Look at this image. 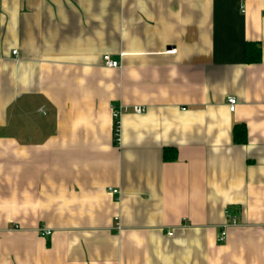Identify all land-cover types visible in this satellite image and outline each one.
Returning a JSON list of instances; mask_svg holds the SVG:
<instances>
[{"label": "crops", "instance_id": "obj_1", "mask_svg": "<svg viewBox=\"0 0 264 264\" xmlns=\"http://www.w3.org/2000/svg\"><path fill=\"white\" fill-rule=\"evenodd\" d=\"M0 264H264V0H0Z\"/></svg>", "mask_w": 264, "mask_h": 264}, {"label": "built area", "instance_id": "obj_2", "mask_svg": "<svg viewBox=\"0 0 264 264\" xmlns=\"http://www.w3.org/2000/svg\"><path fill=\"white\" fill-rule=\"evenodd\" d=\"M15 53V50L13 51ZM103 62L105 65L110 66V67H116L119 65V61L116 59L110 58L109 55H104L103 56ZM229 110L233 111L235 109L237 99L233 95H229L226 98ZM125 109V107H117L113 106L112 114L114 117V139L118 143V138H119V116L121 112ZM144 110L143 106H134L133 111L136 113H140ZM109 191H111L114 194H119V190L116 188L109 187ZM225 217L227 219L226 223L221 227L219 236H218V241H223L226 236V227L229 224H234L237 222L236 215L233 214L229 209H225L224 211ZM42 234H48L50 233L48 230L41 231Z\"/></svg>", "mask_w": 264, "mask_h": 264}, {"label": "trees", "instance_id": "obj_3", "mask_svg": "<svg viewBox=\"0 0 264 264\" xmlns=\"http://www.w3.org/2000/svg\"><path fill=\"white\" fill-rule=\"evenodd\" d=\"M245 51H246V56L249 60H258L259 47H256L255 44L247 43ZM233 138L236 142H244L246 140V131H245L243 124L235 125L234 132H233ZM114 143L117 144V141H115V139H114ZM168 154H169V151L165 149L163 152L164 158L172 159L175 157V151H173V154L171 156H169Z\"/></svg>", "mask_w": 264, "mask_h": 264}, {"label": "bare ground", "instance_id": "obj_4", "mask_svg": "<svg viewBox=\"0 0 264 264\" xmlns=\"http://www.w3.org/2000/svg\"><path fill=\"white\" fill-rule=\"evenodd\" d=\"M223 226V225H222Z\"/></svg>", "mask_w": 264, "mask_h": 264}]
</instances>
